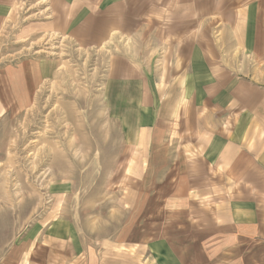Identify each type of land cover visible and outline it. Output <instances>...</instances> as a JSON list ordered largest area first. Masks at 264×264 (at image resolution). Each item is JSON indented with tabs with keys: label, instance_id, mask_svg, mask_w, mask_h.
Wrapping results in <instances>:
<instances>
[{
	"label": "crops",
	"instance_id": "crops-1",
	"mask_svg": "<svg viewBox=\"0 0 264 264\" xmlns=\"http://www.w3.org/2000/svg\"><path fill=\"white\" fill-rule=\"evenodd\" d=\"M33 2L32 32L123 51L105 82H121L125 94L130 87L137 104L131 111L143 130L124 149L135 152L130 183L145 185L142 194L132 187L131 198L147 205L140 221L132 204L130 220L108 234L87 231L68 209L53 212L0 264H234L263 243L264 0ZM28 3L0 0V20L20 21ZM57 67L9 68L3 82L37 85Z\"/></svg>",
	"mask_w": 264,
	"mask_h": 264
},
{
	"label": "rangeland",
	"instance_id": "rangeland-1",
	"mask_svg": "<svg viewBox=\"0 0 264 264\" xmlns=\"http://www.w3.org/2000/svg\"><path fill=\"white\" fill-rule=\"evenodd\" d=\"M33 1L18 8L20 21L0 20V257L28 229L63 210L87 231L108 234L130 220L132 204L140 206V221L147 205L135 194L131 198L132 187L142 194L145 185L130 183L135 152L124 149L143 130L131 111L137 104L130 101V87L125 94L121 82H105L123 51L113 44L84 50L70 39L32 32L29 20L35 17L27 15ZM41 60L57 64L53 80L3 82L9 68L27 64L30 74ZM235 74L243 78L241 70ZM169 85L162 82L161 88ZM262 242L234 264H264Z\"/></svg>",
	"mask_w": 264,
	"mask_h": 264
}]
</instances>
